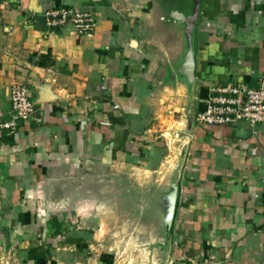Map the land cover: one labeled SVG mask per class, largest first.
<instances>
[{"label":"crops","instance_id":"crops-1","mask_svg":"<svg viewBox=\"0 0 264 264\" xmlns=\"http://www.w3.org/2000/svg\"><path fill=\"white\" fill-rule=\"evenodd\" d=\"M263 76L264 0H0V121L13 83L35 106L0 129V264H264V123L195 121Z\"/></svg>","mask_w":264,"mask_h":264},{"label":"built area","instance_id":"built-area-1","mask_svg":"<svg viewBox=\"0 0 264 264\" xmlns=\"http://www.w3.org/2000/svg\"><path fill=\"white\" fill-rule=\"evenodd\" d=\"M45 22L49 26H63L72 22L79 33L92 32L96 21L89 11L74 10L66 6H57L44 12ZM206 99L203 111L195 115L199 124H228L239 121L250 125L264 123V76L258 86L246 83H228L214 86ZM11 117L0 121V129L13 130L20 120L32 117L35 106L29 90L23 83H13L9 89ZM168 264H175L169 261Z\"/></svg>","mask_w":264,"mask_h":264},{"label":"water","instance_id":"water-1","mask_svg":"<svg viewBox=\"0 0 264 264\" xmlns=\"http://www.w3.org/2000/svg\"><path fill=\"white\" fill-rule=\"evenodd\" d=\"M193 17L189 16L185 19V21L188 24V27H191V21H192ZM186 67L191 70L193 68V59H192V55H191V51L188 52L187 57H186Z\"/></svg>","mask_w":264,"mask_h":264},{"label":"rangeland","instance_id":"rangeland-1","mask_svg":"<svg viewBox=\"0 0 264 264\" xmlns=\"http://www.w3.org/2000/svg\"><path fill=\"white\" fill-rule=\"evenodd\" d=\"M69 264H81V263H76L74 262L73 258H69ZM96 258L90 257L89 260L86 259V261L82 264H100L97 262V260H95ZM169 262V261H168ZM168 262H166L165 264H168Z\"/></svg>","mask_w":264,"mask_h":264},{"label":"trees","instance_id":"trees-1","mask_svg":"<svg viewBox=\"0 0 264 264\" xmlns=\"http://www.w3.org/2000/svg\"><path fill=\"white\" fill-rule=\"evenodd\" d=\"M105 264H111V263H109V262H105Z\"/></svg>","mask_w":264,"mask_h":264}]
</instances>
